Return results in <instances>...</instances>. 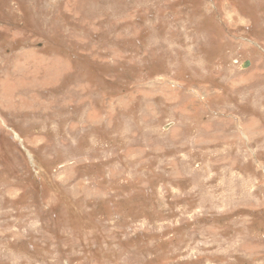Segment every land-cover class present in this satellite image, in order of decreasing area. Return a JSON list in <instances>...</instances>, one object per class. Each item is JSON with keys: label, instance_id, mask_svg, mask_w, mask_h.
<instances>
[{"label": "rangeland", "instance_id": "1", "mask_svg": "<svg viewBox=\"0 0 264 264\" xmlns=\"http://www.w3.org/2000/svg\"><path fill=\"white\" fill-rule=\"evenodd\" d=\"M0 264H264V0H0Z\"/></svg>", "mask_w": 264, "mask_h": 264}, {"label": "water", "instance_id": "2", "mask_svg": "<svg viewBox=\"0 0 264 264\" xmlns=\"http://www.w3.org/2000/svg\"><path fill=\"white\" fill-rule=\"evenodd\" d=\"M247 66H249V62H247V63L245 64L244 68H246Z\"/></svg>", "mask_w": 264, "mask_h": 264}]
</instances>
